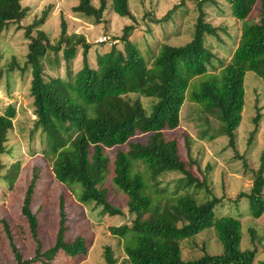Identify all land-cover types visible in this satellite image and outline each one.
Masks as SVG:
<instances>
[{
	"label": "trees",
	"instance_id": "obj_1",
	"mask_svg": "<svg viewBox=\"0 0 264 264\" xmlns=\"http://www.w3.org/2000/svg\"><path fill=\"white\" fill-rule=\"evenodd\" d=\"M78 0L73 6L74 13L93 19L95 23L104 21L107 9L122 17L134 20L128 0ZM217 0H198L196 17L190 41L183 45L162 44L154 56V68H147L145 60L135 44L129 40L128 32L133 27L125 25L120 40L123 48L118 50L113 44L112 53L101 54L98 62L107 64L102 75L97 67L89 65L88 51L90 44L85 37L75 32L68 35L66 24L61 22V37L54 46L43 30L32 28L42 23V19L24 27L28 40L24 67L30 68V95L33 98L36 126L42 128L50 148L55 152L48 177L61 185L79 184L77 200L80 203L94 201L102 210L111 215L122 213L114 206L106 190L98 181L111 169V181L126 197V207L130 215L126 229L138 234V243L134 248H126L128 264H254L256 248L241 249L239 222L233 216H214V206L218 201L213 198L200 204L191 202L187 197L178 198L175 215L167 211L152 209L150 197L142 194L145 182L140 174H130V160H142L149 164L153 174L177 170L185 171L180 163L177 149L167 150L165 138L157 143L158 134L163 130H172L179 126L180 110L186 99L185 92L192 77L207 71L212 65L214 53L205 45L207 35L216 36L217 28L205 19L202 4ZM233 17L244 20L258 4L259 19L243 27L240 41L229 61L222 64L221 83L206 80L200 83L198 90L192 91L189 100L202 104L207 114L219 111V119L226 125L224 133L229 137V144H234L235 129L242 120L244 107V77L246 71H253L262 78L264 84V0H223ZM169 10L164 17L170 15ZM28 9L20 0H0V30L11 22L20 23ZM77 47L82 48V67L74 71L73 59ZM55 53L62 50L66 61L65 76L47 77L43 60L48 51ZM221 62V61H220ZM222 63V62H221ZM130 93L143 94L154 98L152 111L147 114L139 100H132ZM89 104H94V115L89 113ZM15 107L9 105L0 114V155L5 152V143ZM259 115L255 116V123ZM82 133L84 141L75 140ZM148 135L146 143L130 142L137 135ZM128 144V151L117 149L111 164L104 155L107 148ZM20 163L17 161L4 176L11 186L18 174ZM109 165H111L109 167ZM155 165V166H154ZM4 165L0 159V172ZM154 170V171H153ZM35 173L27 185L22 200L21 211L29 224L32 237L36 240L35 257L27 260L11 241L10 228L4 223L7 237L11 241L16 264H30L42 258L41 264H50L43 260L53 259L56 251L66 254L85 256L89 243L83 237L72 240L64 237L65 214L64 199L59 195V221L54 244L42 250L38 240L37 217L33 210V201L37 197ZM237 198L248 202L249 214L259 218L264 213V151L261 163L254 172L251 187L241 191ZM181 221L178 225L176 221ZM207 227H214L222 244L220 254H205L199 259L183 260L174 242L176 239L198 234ZM77 258V259H78ZM105 264H117L111 246L104 250Z\"/></svg>",
	"mask_w": 264,
	"mask_h": 264
},
{
	"label": "rangeland",
	"instance_id": "obj_2",
	"mask_svg": "<svg viewBox=\"0 0 264 264\" xmlns=\"http://www.w3.org/2000/svg\"><path fill=\"white\" fill-rule=\"evenodd\" d=\"M134 20L122 17L107 9L104 21L95 23L93 19L74 13L72 8L78 0H20L27 7L26 17L20 22H11L0 30V114L5 108L13 105L16 114L12 119L13 129L9 131L5 143V152L0 155L4 168L0 172V264H16L11 241L22 257L32 260L35 257L36 240L32 237L29 224L21 211L22 200L27 185L34 174L37 197L33 201L38 228V240L42 250L54 244L58 228L59 195L64 199L66 240L77 236L89 243L85 256L66 254L58 250L53 259L44 261L50 264H105V247L111 246L117 264H128L126 248H134L138 243V234L126 229L130 215L126 207L125 195L112 183V171L98 181L106 190L110 202L119 207L122 213L111 215L102 210L94 201L80 203L77 200L80 186L73 182L67 187L59 184L48 170L51 169L55 152L50 148L42 128L36 126L33 98L30 95V68L23 70L28 40L24 27L39 21L32 28L43 30L51 44L56 46L61 37V22L66 24L68 35L81 34L90 44L88 62L97 67L102 75L107 64L101 65L98 56L112 53L111 47L120 50L123 43L120 36L123 27L131 25L128 37L138 48L147 68L155 69L154 56L162 44L179 46L190 41L194 23L198 15V0H128ZM98 5L99 1L94 0ZM205 19L217 28V35H207L205 45L215 54L212 65L207 71L192 77L185 92L186 99L180 110L179 126L172 130H163L158 134L157 143L165 138L164 147L173 151L177 149L180 163L185 171H165L152 173L149 164L142 160H130V174H140L145 182L142 194L150 197L152 209L167 211L175 215L178 198L187 197L191 202L200 204L217 198L214 216H233L239 222L241 249L256 248L254 264H264V213L259 218L249 214L245 198H237L241 191H248L254 178V172L261 163L264 151V84L262 78L253 71H246L244 77V107L242 120L235 129V141L229 144V137L224 133L225 123L219 119V111L207 114L202 104L189 100L192 91L199 88L201 82L216 80L221 83L222 64L229 61L240 41L243 27L257 21L260 17L258 4L254 11L244 20L233 17L229 6L223 0L202 4ZM169 16L165 14L171 10ZM108 36L112 42L97 44V38ZM82 48L77 47L73 59L74 71L82 67ZM222 63H221V62ZM47 77L65 76L66 61L62 50L55 53L48 51L43 60ZM139 100L147 114L152 111L154 98L143 94L130 93L127 98ZM89 113L94 115V104H89ZM259 115L255 123V116ZM75 140L84 141L82 133ZM148 135H137L130 142L146 143ZM126 145L107 148L104 155L110 164L117 149L128 151ZM19 162L18 174L11 186L4 176L13 163ZM111 165H109L110 167ZM155 166V165H154ZM154 171V170H153ZM4 223L10 228L12 240L7 237ZM176 223L181 225V221ZM179 256L183 260L199 259L205 254H220L222 244L214 227H207L196 235L174 240ZM78 258V259H77ZM30 264H41V260Z\"/></svg>",
	"mask_w": 264,
	"mask_h": 264
},
{
	"label": "built area",
	"instance_id": "obj_3",
	"mask_svg": "<svg viewBox=\"0 0 264 264\" xmlns=\"http://www.w3.org/2000/svg\"><path fill=\"white\" fill-rule=\"evenodd\" d=\"M106 42H112L111 41V39L108 37V36H106V35H102V36H100L99 38H97V44H100V43H106Z\"/></svg>",
	"mask_w": 264,
	"mask_h": 264
}]
</instances>
